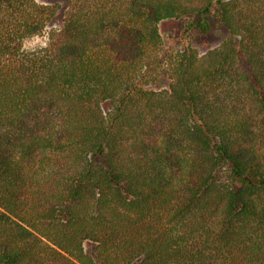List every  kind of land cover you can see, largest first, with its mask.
Segmentation results:
<instances>
[{
	"label": "trees",
	"instance_id": "trees-1",
	"mask_svg": "<svg viewBox=\"0 0 264 264\" xmlns=\"http://www.w3.org/2000/svg\"><path fill=\"white\" fill-rule=\"evenodd\" d=\"M0 264H264V0H0Z\"/></svg>",
	"mask_w": 264,
	"mask_h": 264
},
{
	"label": "rangeland",
	"instance_id": "rangeland-1",
	"mask_svg": "<svg viewBox=\"0 0 264 264\" xmlns=\"http://www.w3.org/2000/svg\"><path fill=\"white\" fill-rule=\"evenodd\" d=\"M63 4L65 3V0ZM66 8V6H63ZM60 18L55 22V25H60ZM160 28L165 40V50L167 53L172 54L180 51L185 46L186 38H190L195 46L204 53L210 48L217 46L222 39L229 33L225 26L215 25L214 28L206 34L195 35L193 33L186 34L182 21L179 18H168L164 19L160 23ZM49 33L48 31L43 34L35 35L29 37L25 41V46L27 49H34L39 46L46 45L48 43ZM170 80L165 79L161 82L159 86H167ZM86 246L90 247L91 242H86Z\"/></svg>",
	"mask_w": 264,
	"mask_h": 264
}]
</instances>
